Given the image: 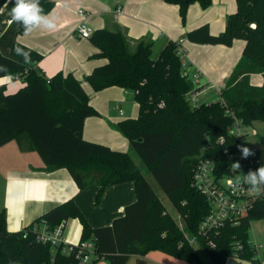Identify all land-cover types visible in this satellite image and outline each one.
I'll return each instance as SVG.
<instances>
[{"label":"trees","instance_id":"trees-1","mask_svg":"<svg viewBox=\"0 0 264 264\" xmlns=\"http://www.w3.org/2000/svg\"><path fill=\"white\" fill-rule=\"evenodd\" d=\"M166 2L179 7L183 24L191 4L200 2L204 9L212 5V0ZM237 5V13L229 16L221 34L213 35L210 27L204 25L185 36L198 45L232 46L235 40L246 43L221 99L198 107H193L188 97L201 88H195L192 77L185 75L178 42L169 41L154 58L153 42L141 41L132 53L121 30H96L90 39L99 49L98 57L108 63L96 68L86 82L95 92L119 87L134 95L139 116L119 122L116 129L129 139L132 152L169 198L185 223L184 231L134 161L132 152L116 151L84 139L86 119L100 113L90 104L82 83L74 75L62 72L47 77L39 68L43 56L19 41L25 33L23 26L11 23L0 39V65L8 70L0 72V77H19L24 87L15 93L0 87V147L12 141H27L28 149L41 156L48 171L68 170L81 191L97 184L100 199L108 187L134 183L137 201L111 226L96 229L87 222L74 199L17 232L8 231L6 212L1 211L0 264H80L75 253L65 254L63 247L55 250L51 243L39 238L44 224L54 230L71 219L82 223L80 242L96 244L98 258L92 264L102 260L129 264L133 256L144 257L153 251L190 264H204L201 253L186 239V234L197 235L210 210L204 196L193 187L194 169L201 157H207L216 161L221 174L227 173L234 163L230 156L241 155L239 149L243 146L230 135L234 117L241 119L248 129L254 122H264V85H250L251 75H264V0H237ZM40 6L48 14L55 3L40 0ZM15 47L30 51V63L15 55ZM221 137L226 138L224 145L218 143ZM260 141L261 148L254 152L257 168L264 165V135ZM253 220H264V190L263 198L247 217L213 235L214 247L201 239L200 250L213 264H227L230 257L261 264L256 258L258 250L249 240ZM237 245L242 246L238 253Z\"/></svg>","mask_w":264,"mask_h":264},{"label":"crops","instance_id":"crops-1","mask_svg":"<svg viewBox=\"0 0 264 264\" xmlns=\"http://www.w3.org/2000/svg\"><path fill=\"white\" fill-rule=\"evenodd\" d=\"M51 1L55 6L45 15L54 20L55 30L36 28L21 35L19 41L43 56L39 68L47 77L62 72L74 75L82 83L90 97V104L100 113L98 117L86 119L84 139L104 144L116 151L132 152L129 139L116 126L123 120L137 118L140 114L139 104L132 93L122 88L113 87L95 92L86 82V77L96 68L107 64L108 60L98 57L99 49L90 39L78 37L77 28L83 21L79 11L85 12L86 22L94 31L121 30L127 37L128 49L132 53L136 52L141 41L153 42V57L157 58L169 41L185 39L182 60L201 75L198 87L201 88L198 92L201 104L221 99V93L228 86L246 46L242 40H235L232 46L198 45L185 37L187 33L204 25L210 27L213 35L224 32L229 16L238 11L237 0H212L208 9H204L200 2H195L188 9L186 24L182 22L179 7L168 4L166 0ZM13 6L14 0H0V39L13 22ZM119 7L124 9L122 14L116 12ZM250 85L261 88L264 75H251ZM3 86L9 93H15L24 87V82L19 77H13L12 81L5 82ZM209 92H213L214 98L205 101ZM215 95L218 98L215 99ZM256 130L264 131V122H254L249 132ZM28 147L27 141L21 144L12 141L0 147V212H6L7 229L10 232L23 230L51 209L72 199L92 228L108 227L123 217L126 208L137 201L134 183L108 187L101 199L98 198L100 187L97 184L81 191L68 170L48 171L41 156ZM147 180L157 193L156 181L153 179L151 182L150 178ZM82 232L83 226L79 219L69 220L65 229L66 242L78 244ZM98 264L109 263L102 260ZM129 264L190 263L153 251L144 257L133 256ZM227 264L252 263L235 258L228 260Z\"/></svg>","mask_w":264,"mask_h":264},{"label":"built area","instance_id":"built-area-1","mask_svg":"<svg viewBox=\"0 0 264 264\" xmlns=\"http://www.w3.org/2000/svg\"><path fill=\"white\" fill-rule=\"evenodd\" d=\"M116 12L122 14L124 12L123 7H119ZM79 14L83 17V21L77 28V35L81 39L89 40L94 34V30L87 24L85 12L79 11ZM184 42L185 39L178 41L179 55L181 56L185 54ZM184 67L185 75H190L195 88H198L201 80L200 73L197 70L190 69L186 64H184ZM198 96V92H192L188 97L193 107L201 105ZM163 105L164 102H161L159 106L162 107ZM230 114L234 116L233 112H230ZM234 120L235 125L231 128L230 135L237 138L243 144V139L249 133V129L244 126L241 119L234 117ZM218 143L224 145L226 138L221 137ZM243 147H245L244 144ZM225 153H229V150H226ZM230 158L234 163L237 161L240 163L239 172L231 166L227 173L221 174L216 161L207 157H201L194 169L193 187L204 196L210 207L209 213L200 223L197 235H191L192 238H189L190 234H186L187 241L196 250L201 247V239L207 241L209 247H214L211 237L220 234L228 224H236L242 218L247 217L256 203L263 198V190L259 195H254L248 191L249 186L243 183V173L246 174L250 169L256 170L258 165L257 157L253 155L247 159H243L242 154H232ZM237 176L240 177L239 183H237ZM67 223L63 222L54 230H50L44 224L40 228L39 238L44 242L51 243L55 250L63 247V253H75L76 259L79 260L80 264H92L93 260L98 258L95 242H79L76 245L68 244L65 240ZM178 225L184 231L183 221L180 216L178 218ZM255 248L259 250V246L256 245ZM235 249L236 253H238L239 250H242V246L237 245Z\"/></svg>","mask_w":264,"mask_h":264},{"label":"clouds","instance_id":"clouds-1","mask_svg":"<svg viewBox=\"0 0 264 264\" xmlns=\"http://www.w3.org/2000/svg\"><path fill=\"white\" fill-rule=\"evenodd\" d=\"M11 16L13 21L23 26L25 34L32 32L36 28H43L50 31L56 28L54 20L50 19L49 15L44 14L43 8L40 6V0H14ZM14 53L22 57L24 63H30V51H26L21 47H15ZM0 72L7 73L8 70L5 66L0 65ZM12 79L13 77L9 74L0 77V86H3L5 82L12 81ZM239 150L243 159L255 155V153L247 147L241 146ZM232 167L239 172L241 165L237 161L232 164ZM239 182L240 177L237 176V183ZM243 183L249 186V192L254 195H259L261 191L264 190V165L259 166L256 170L250 169L246 174L243 173Z\"/></svg>","mask_w":264,"mask_h":264},{"label":"rangeland","instance_id":"rangeland-1","mask_svg":"<svg viewBox=\"0 0 264 264\" xmlns=\"http://www.w3.org/2000/svg\"><path fill=\"white\" fill-rule=\"evenodd\" d=\"M212 93L213 92L207 93L206 94V100L205 99H203V100H205V101L212 100L214 98L213 97L214 94H212ZM216 98H218V97L216 96L215 99ZM137 110H138V108H137ZM137 113L139 114V111ZM263 134H264V131H262V130H261V132H259L257 130L256 131H250L249 133L246 134L245 138L243 139L244 145L249 146L252 150L253 149L257 150V149L261 148L260 137L263 136ZM132 156H133V159L136 162V164L141 168L142 173L145 175V177L150 178V180H152L151 182H153V178L151 176L150 170L146 167H143L141 159L139 158V156L135 152L132 153ZM155 189L158 193V196H159L161 202L168 209L171 216L178 219L179 215H177L176 209L174 208V206L170 202L169 198L160 189V187L158 186L157 183L155 184ZM183 225L185 227L184 222H183ZM189 238H192V236L189 235ZM249 240H250L251 245L259 246L258 256L256 258L260 259L261 262L263 263L264 262V247H261V246H264V220H253L252 221V224H251V227L249 230ZM197 252L201 253V256L203 257L204 264H213L211 259L205 253V251L197 249ZM235 258H237V257H235ZM235 258L230 257L228 260L235 259Z\"/></svg>","mask_w":264,"mask_h":264}]
</instances>
